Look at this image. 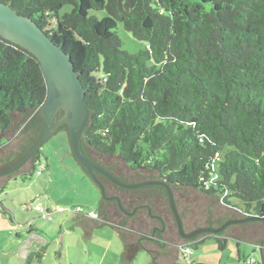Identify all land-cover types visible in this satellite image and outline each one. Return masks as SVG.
<instances>
[{
  "label": "trees",
  "instance_id": "trees-1",
  "mask_svg": "<svg viewBox=\"0 0 264 264\" xmlns=\"http://www.w3.org/2000/svg\"><path fill=\"white\" fill-rule=\"evenodd\" d=\"M2 1L30 16L71 55L91 107L82 140L90 158L104 165L92 152L119 155L140 177L133 181L120 174L122 179L162 180L174 191L192 188L233 209L219 220L210 216L206 226L254 213L264 216V0ZM66 5L72 10L60 15ZM102 10L108 13L102 19L90 14ZM119 25L145 48L125 50ZM47 91L35 54L0 35V149L10 142L9 133L16 132L19 140L18 150H9L3 164L36 137ZM62 130L68 134L66 124L57 132ZM43 155L40 149L30 161V175ZM48 167L47 162L42 168ZM144 190L160 194L171 211L165 187L137 189ZM76 211L87 234L100 225L114 226L130 264L145 248L143 240L129 236L126 219L114 224L101 208L98 214L91 210L98 218L82 207ZM161 232H152V238L163 248L157 239ZM201 235H179L185 241L183 256L184 249L206 239ZM218 241L224 250L228 239ZM149 251L153 264H160L161 252Z\"/></svg>",
  "mask_w": 264,
  "mask_h": 264
},
{
  "label": "rangeland",
  "instance_id": "rangeland-1",
  "mask_svg": "<svg viewBox=\"0 0 264 264\" xmlns=\"http://www.w3.org/2000/svg\"><path fill=\"white\" fill-rule=\"evenodd\" d=\"M72 8L64 6L60 15ZM90 14L99 19L108 16L106 10ZM116 31L128 52L145 48L146 43L122 25ZM7 140L10 142L0 149V154L13 145ZM41 149L44 155L36 161L33 174L13 176L0 191V264H119L125 247L116 231L99 226L87 234L76 220L78 207L98 214L101 193L73 157L67 132H57ZM47 162L49 167L42 168ZM209 196L222 207L232 209L216 196ZM232 203L242 206L236 198ZM38 205L41 209H37ZM207 235H201L206 237L203 242L190 245L191 251L185 256L180 249L185 241H178L173 264H262L255 242L226 234ZM218 237L228 239L224 250L219 248ZM151 262V255L141 249L132 264Z\"/></svg>",
  "mask_w": 264,
  "mask_h": 264
},
{
  "label": "water",
  "instance_id": "water-1",
  "mask_svg": "<svg viewBox=\"0 0 264 264\" xmlns=\"http://www.w3.org/2000/svg\"><path fill=\"white\" fill-rule=\"evenodd\" d=\"M0 35L35 54L40 62L48 88L45 102L41 107L43 120L36 137L20 154L12 160L1 164L2 159L7 157L9 150L17 151L19 148V140L16 138L17 133L13 132L7 135V138L13 142V145L0 154V187L9 180L7 175L21 168L12 177L22 172H29L30 161L36 153L57 133L62 125L66 124L73 157H75V160L83 167L89 177L100 187V193L103 197H106V187L98 179L97 174L126 189H136L148 185H160L166 188L171 211L160 194L151 198V202H149L153 212L161 215V220L166 225L164 228L161 221L159 222L156 218L154 219L149 216L147 210H141L137 216L128 218V220L126 219L128 225L125 226V229L128 230L129 236H132L135 241L143 240L142 243L145 245L143 250L147 251L152 257L150 264H153L154 260L149 249L161 252L159 256L160 264H173L178 255V241L182 240L180 236L185 239H192L203 233L219 234L221 232L226 235L259 243L261 262L264 264V242H262L264 240V224L247 223L253 221L264 222V216L254 213L230 219L218 227L206 226L208 225L207 221L212 216L215 220H219L223 216H226V214L231 215V210L222 207L209 195L192 188H180L174 191L171 185L162 180L151 179L131 183L118 178L107 168L90 158L82 148V140L90 121L91 107L85 98V86L75 69L71 55L47 35L30 16L19 14L2 0H0ZM60 113L62 115L58 118ZM92 153L104 165L113 167L125 178L133 181L139 180L140 177L137 171L130 169L119 155L101 156L96 152ZM140 173L145 177L154 176V172L151 171H141ZM118 201L119 205H122L120 199ZM108 210L110 221L114 224H119L121 216L117 213L116 208L111 207ZM99 211L100 201L98 213ZM181 213L184 215V219ZM100 226H109L119 235L111 224ZM154 226L163 228L161 236H157L160 244L165 245L163 248H160L152 238V228ZM81 227L85 229V226L82 224ZM255 229L256 231H254ZM119 264H130L127 260L123 259V253Z\"/></svg>",
  "mask_w": 264,
  "mask_h": 264
},
{
  "label": "flooded vegetation",
  "instance_id": "flooded-vegetation-1",
  "mask_svg": "<svg viewBox=\"0 0 264 264\" xmlns=\"http://www.w3.org/2000/svg\"><path fill=\"white\" fill-rule=\"evenodd\" d=\"M1 164H3V163H1ZM102 166L105 167V165H102ZM105 168H107V167H105ZM20 170H18L16 172H19ZM16 172H14L10 175L12 176ZM110 172H112L118 178H120L119 172H117V171H110ZM10 175H7V177H9ZM96 176L98 177V179L100 181H102L104 183V185L106 187V197H103L101 194V198L103 199V200H100V208L101 209L108 212L109 211L108 208L109 209L111 207L116 208L117 213L121 216V221L124 219L128 220V218L137 216L139 214V211H141V210H147L148 211L147 213L149 214V216L153 217L154 219L156 218V220H158L159 222L161 221L163 228L166 226L165 222L163 220H161V218H162L161 215L155 214L151 208V204L149 203V202H151L150 199L154 197L153 192H151L149 190H147V191L144 190V191L138 192L137 189H139V188H136V189L122 188L120 186H117L116 184L111 182L109 179H107L106 177H104L100 174H97ZM120 179H122V178H120ZM122 180L127 181L126 179H122ZM127 182L134 183L132 181H127ZM143 187H145V186H143ZM140 188H142V187H140ZM100 192H101V189H100ZM118 199H120L122 205H119ZM178 207H179V205H178ZM162 227L154 226L152 228V232L162 231L163 230ZM246 231H244V232L246 233ZM254 231H256V229ZM263 237H264V233H263ZM262 242H264V240Z\"/></svg>",
  "mask_w": 264,
  "mask_h": 264
},
{
  "label": "built area",
  "instance_id": "built-area-1",
  "mask_svg": "<svg viewBox=\"0 0 264 264\" xmlns=\"http://www.w3.org/2000/svg\"><path fill=\"white\" fill-rule=\"evenodd\" d=\"M37 209H41V207L38 205ZM90 216H91V217H95V218L97 217L96 213L93 212V211L90 212ZM190 251H191L190 248H186V249H184L185 254L189 253Z\"/></svg>",
  "mask_w": 264,
  "mask_h": 264
},
{
  "label": "crops",
  "instance_id": "crops-1",
  "mask_svg": "<svg viewBox=\"0 0 264 264\" xmlns=\"http://www.w3.org/2000/svg\"><path fill=\"white\" fill-rule=\"evenodd\" d=\"M62 242H64V241L62 240ZM255 244L257 245V247L259 246V244H258V243H256V242H255Z\"/></svg>",
  "mask_w": 264,
  "mask_h": 264
},
{
  "label": "clouds",
  "instance_id": "clouds-1",
  "mask_svg": "<svg viewBox=\"0 0 264 264\" xmlns=\"http://www.w3.org/2000/svg\"><path fill=\"white\" fill-rule=\"evenodd\" d=\"M95 218V217H94ZM97 218V217H96ZM252 262H253V260H252Z\"/></svg>",
  "mask_w": 264,
  "mask_h": 264
}]
</instances>
